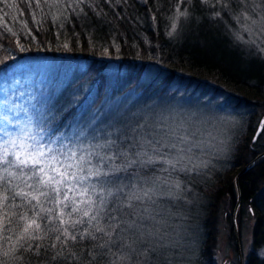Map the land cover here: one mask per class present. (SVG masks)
<instances>
[{
	"label": "trees",
	"instance_id": "trees-1",
	"mask_svg": "<svg viewBox=\"0 0 264 264\" xmlns=\"http://www.w3.org/2000/svg\"><path fill=\"white\" fill-rule=\"evenodd\" d=\"M226 2L229 0H224L223 4L216 3V0H208L207 3L203 0L0 2V73L22 62L50 61L63 70H78L76 82L90 87V92L98 89V102L109 93L106 91L108 83H111V72H116L118 76L111 91L113 98L135 87L141 76L151 71L156 75L143 87L142 94L161 95L171 92L174 87L185 93L204 85L203 93L208 94L213 88V98L223 99V96L216 95L222 87L227 90L225 103L242 111L246 130L242 136H236L230 156L223 164L208 168L205 175L185 173L179 176L183 193L178 191L177 198L181 202L174 203L178 210L185 197L189 202L193 201L191 208L182 205L184 209L180 212L184 216L192 215L187 223L194 221L193 228L199 226L202 231L195 247L197 264H216L222 219L233 226L238 201L236 177L264 152L259 143L261 137L253 143L264 115V58L254 55L225 32L227 37L221 33L214 11L221 10ZM177 9L187 12V17L179 16ZM174 23L176 31L172 32ZM17 41L24 46V51H21ZM118 73L122 74L121 78ZM121 80L123 83H120ZM86 101L87 97L82 93L78 106L69 103V107L58 117L60 132L68 131L63 126L71 124L73 118L87 114L81 109ZM57 106H63L62 100ZM160 168V164L149 166L140 170L141 175L146 174V178H150L155 174L167 179V172L154 173ZM238 181L241 203L237 223L243 228L249 215L254 218L253 251L247 264H264V258L258 254L264 247V160L241 175ZM154 198L156 201L163 200L159 194ZM20 202L19 198L15 200L17 204ZM51 206L44 204L45 208ZM172 209L169 204V216ZM19 211L14 209L9 212L13 233L0 234V244L3 245L0 248V264H110L112 259L118 258L121 250L127 254V240H131L127 231L123 234L117 231L116 237L122 235L124 243L113 244L111 254L103 255L106 250L96 246L103 243L101 240L91 241L77 235L76 241L69 240L67 244L62 243L63 237L61 241H56L54 237L57 233L45 229L59 227V221L53 218L49 225L48 217L43 213L37 223L41 224L40 234L44 239L29 241L20 248L14 235L20 228L13 214ZM28 215L31 217L33 213L29 211ZM76 218L77 215H74L73 219ZM63 227L79 233L88 225L85 223L73 229L66 223ZM5 234L12 235L11 242L3 240ZM230 239L234 241L233 228ZM52 244L56 246L51 247ZM145 248L150 249V244L143 245L139 255L127 254L128 264L142 262ZM5 251L7 256L3 254ZM166 262L164 260V264Z\"/></svg>",
	"mask_w": 264,
	"mask_h": 264
},
{
	"label": "snow or ice",
	"instance_id": "snow-or-ice-1",
	"mask_svg": "<svg viewBox=\"0 0 264 264\" xmlns=\"http://www.w3.org/2000/svg\"><path fill=\"white\" fill-rule=\"evenodd\" d=\"M0 2L7 3V0ZM248 2L237 0L242 5ZM216 3L223 4L224 0H216ZM251 3L255 6L253 11L256 7L261 9L256 18L246 11H241L240 15L253 24L264 25V0L259 3L251 0ZM177 13L183 17L188 15L179 9ZM261 30L264 31V27ZM175 31L174 23L172 32ZM19 46L21 51L25 50L23 45ZM14 108L13 105L8 111ZM65 108L66 105L57 108L51 96L42 92L32 96L29 106L23 109L27 116L24 124L18 119L19 112L3 117L7 124L0 130V234L13 233L9 212L20 209L19 213H13L20 228L14 233L15 243L20 248L29 241L44 239L40 234L41 224L37 223L41 213L48 217L49 225L53 218L58 219L59 227L45 229L57 233L56 241L63 237L62 243L67 244L69 240L76 241L77 235L91 241L101 240L103 243L96 246L106 250L103 255L111 254L113 244L124 243L122 235L116 237L117 231L121 234L132 231L141 239L151 236L146 222L154 220L149 203H156L153 200L156 186L161 181L163 186L181 191L183 186L179 180L169 184L168 179L155 174L146 178L140 170L160 164L161 168L154 173L167 172L171 176L173 171H196L199 166L188 155L191 146H183L186 138L152 126L124 123L123 127H117L114 114L101 120L100 113L73 118L67 125L69 130L60 132L58 117ZM17 198L21 201L19 204L15 203ZM45 203L52 206L45 208ZM29 211L33 213L31 217ZM74 215L78 218L73 219ZM66 223L73 229L85 223L88 227L75 233L63 227ZM3 240L11 242L12 235H3ZM127 246L131 248V244ZM3 254L8 255L6 251ZM128 261V255L121 250L110 264H128Z\"/></svg>",
	"mask_w": 264,
	"mask_h": 264
},
{
	"label": "rangeland",
	"instance_id": "rangeland-1",
	"mask_svg": "<svg viewBox=\"0 0 264 264\" xmlns=\"http://www.w3.org/2000/svg\"><path fill=\"white\" fill-rule=\"evenodd\" d=\"M224 5L227 6L217 12L219 15L217 13L215 15L216 21L220 22L224 32L234 37L254 55L264 58V51H261L264 49V31L261 30L264 25L253 24L240 15L241 11H246L256 18L257 12L261 9L256 7L253 11L255 6L251 0L247 5L238 4L237 0H229ZM246 26L247 30H245ZM77 72L76 69L63 70L50 61H28L8 69L5 73H0V130L7 124V120L3 119L6 114L11 117L19 112L18 119L21 124L26 122L27 116L23 109L29 106L30 98L34 95L43 92L51 96L56 106L57 102L62 100L63 106L66 105L67 108L69 103L78 106L82 93H85L87 101L81 109L87 113L88 117L94 113H100L101 120H107L108 116L114 114L118 122L117 127H123L124 123L133 126H152L166 130L170 134L174 133L176 137H185L187 143L183 146H191L192 151L188 155L192 156V162L199 166L196 171L189 172L191 175H205L208 168L215 164H223L222 162L230 156L236 136L238 134L242 136L246 130V120L242 111L226 105L225 95L228 92L223 87L216 95L223 96V99L213 98L215 92L213 88L209 89L208 94L203 93L204 85L197 90H187L185 93L180 92L178 87H174L171 92L161 95L142 94L143 87L156 75L151 71L141 76L135 83V87L113 98L111 91L118 76L116 72H111L109 75L111 83H108L109 89L106 91L109 93L101 102H98L96 101L98 89H92L90 92V87L78 85L75 80ZM119 76L121 78L122 74ZM120 83L123 81L121 80ZM13 105L15 108L9 112L8 109ZM13 122L15 123V120ZM97 124H100L99 120ZM67 125L63 128L67 129ZM16 131L19 132L20 129L17 128ZM262 134L258 140L264 147V133ZM182 174L185 173L175 172L174 175L167 176L169 184L174 180L180 181L179 176ZM178 191L183 193L181 190L163 186V181L156 186V192L163 200L156 201L153 196L156 203L151 204L150 207L153 210L154 220L146 222V230L151 231V236L141 239L138 233L127 231V235H131V240L129 242L127 240V245L131 244V248L127 245L125 248L127 254L139 255L143 245L150 244L151 248L144 249L143 261H139L138 264H164V260L167 261L166 264H197L195 247L201 238L202 231L199 226L196 229L193 228L194 221L187 223L189 218H193L192 215L184 216L180 212L185 207L191 208L193 201L189 202L185 197L186 200H182L184 208L182 205L178 206V210L175 208V201L181 202V199L177 198ZM169 204L173 208L171 216L168 215ZM246 221L243 228L238 225L244 264H247L253 251L254 218L249 215ZM232 227L225 219H222L215 257L216 264H239L234 241L230 239ZM258 254L264 258V247L258 251Z\"/></svg>",
	"mask_w": 264,
	"mask_h": 264
},
{
	"label": "water",
	"instance_id": "water-1",
	"mask_svg": "<svg viewBox=\"0 0 264 264\" xmlns=\"http://www.w3.org/2000/svg\"><path fill=\"white\" fill-rule=\"evenodd\" d=\"M264 132V115L262 116L257 130L255 132L254 138H253V143H256L257 140L259 139V137L262 135V133ZM264 160V152L260 153L259 155H257L240 173L239 175L236 177L235 180V184H236V189L238 192V201H237V205H236V209L234 212V219H233V236H234V241H235V245H236V251L238 254V258H239V263L240 264H244V260H243V252H242V245H241V239H240V235H239V229H238V223H237V214H238V210L240 207V203H241V191H240V187H239V177L241 175H243L244 173H246L248 170H250L251 168H253L254 166L258 165L259 163H261Z\"/></svg>",
	"mask_w": 264,
	"mask_h": 264
},
{
	"label": "bare ground",
	"instance_id": "bare-ground-1",
	"mask_svg": "<svg viewBox=\"0 0 264 264\" xmlns=\"http://www.w3.org/2000/svg\"><path fill=\"white\" fill-rule=\"evenodd\" d=\"M214 13L216 14L217 12H216V11H214ZM215 14H214V15H215ZM214 18H215V17H214ZM215 20H216V19H215ZM217 22L219 23V25H218L219 29H221V30H222V32H221V33H223V32H224V30L221 28V26H220V25H221V24H220V22H219V21H217ZM225 33H226V32H225ZM225 33H223L225 36H226V34H227V35H229L230 37H232L230 34H228V33H226V34H225ZM226 37H227V36H226ZM232 38L234 39V37H232ZM235 41H236V40H235ZM236 42H237V41H236ZM237 43H238V42H237Z\"/></svg>",
	"mask_w": 264,
	"mask_h": 264
}]
</instances>
